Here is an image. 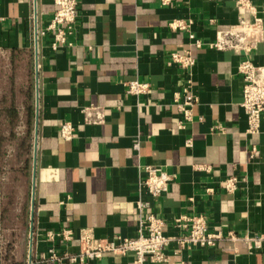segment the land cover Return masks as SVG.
<instances>
[{"label":"crops","instance_id":"crops-1","mask_svg":"<svg viewBox=\"0 0 264 264\" xmlns=\"http://www.w3.org/2000/svg\"><path fill=\"white\" fill-rule=\"evenodd\" d=\"M77 1L72 44L53 49V31L41 33L53 16V0H0V148L22 121L28 185L26 211L17 213L22 223L6 240L11 255L0 256V264H28L30 248L31 264H69L47 253V232L62 228L134 237L139 199L151 203L168 236L182 232L173 223L180 214H203L210 230L238 236L211 248L185 249L172 241L163 264H264V125L246 133L238 72L244 58L264 63V0H251L263 31L247 54L208 46L217 31L237 23L236 0ZM174 19L191 21L202 46L186 31L171 29ZM184 50L195 58L188 75L166 64L171 52ZM188 78L196 101L193 118L183 121L172 95ZM133 79L148 82L147 92L128 94ZM91 104L103 107L102 123L83 120L81 109ZM64 121L74 126L70 140L58 133ZM146 165L171 176L168 190L155 198L139 185ZM232 175L239 182L229 193L221 182ZM245 235L259 237V246L249 249ZM56 251L78 252L77 236L59 242ZM131 260L107 252L92 264Z\"/></svg>","mask_w":264,"mask_h":264},{"label":"built area","instance_id":"built-area-1","mask_svg":"<svg viewBox=\"0 0 264 264\" xmlns=\"http://www.w3.org/2000/svg\"><path fill=\"white\" fill-rule=\"evenodd\" d=\"M55 10L46 28L41 31H53L51 47L56 49L59 45H71L68 36L73 33L77 19V0H53ZM162 4H169L171 0H160ZM239 11L237 23L226 30L217 31L215 39L208 42L210 48L218 51L234 50L247 54L256 45L262 35V19L251 0H236ZM171 29L186 31L188 37L197 47L202 46V40L197 38L191 30V21L174 19L168 23ZM195 58L188 50L173 51L170 53L166 64L178 66L186 75L190 74ZM238 72L243 79V99L241 107L246 114V133L256 134L262 130L264 125V63L255 65L250 59L244 58L238 65ZM149 89V83L138 79L126 83V92L138 96ZM173 104L181 113L183 121L193 118L192 107L196 101L190 86V79H185L178 90L172 95ZM83 120L86 123H102L104 121L103 107L88 105L81 109ZM183 126V122L180 123ZM58 133L66 140H70L74 134V126L70 121H64L59 125ZM191 145V139L187 140ZM138 141L134 147L138 148ZM255 148L250 156H253ZM200 166V167H199ZM199 168L208 169V165H199ZM144 175L139 181L146 193L152 197H158L168 190L171 176L153 165L143 167ZM237 176H228L221 182L224 191L234 193L238 188ZM212 193L213 188L205 189ZM135 208L138 214L136 235L134 237L99 238L96 237L91 228L80 229L75 235L73 229L62 228L60 230L48 231L46 236L51 242L47 249L48 256L65 260L69 264H92L100 259L105 253L111 252L119 255H132L130 264H163L167 261L165 249L172 241L180 248H211L219 240L228 237L232 240L238 236L232 232L224 233L221 230H210L208 220L203 214H180L174 218V225L182 232L179 235L168 236L164 234L165 221L152 211L151 203L147 200H137ZM75 236L79 241V251L76 253L58 254L56 246L59 242L70 241ZM249 249L258 247L259 237L245 235L242 238Z\"/></svg>","mask_w":264,"mask_h":264},{"label":"rangeland","instance_id":"rangeland-1","mask_svg":"<svg viewBox=\"0 0 264 264\" xmlns=\"http://www.w3.org/2000/svg\"><path fill=\"white\" fill-rule=\"evenodd\" d=\"M23 126L24 124L20 121L15 128V137L17 140L15 137L8 136V139L3 140L0 148V212L3 211L4 213L8 209V215L0 218V256H5L6 253L11 255L9 251L12 249L8 248L9 244L6 243V240H11L12 235H16L11 230L12 226L14 227L22 223L20 217L17 219V213H20L21 210L22 213L26 211L25 199L28 185L22 168L25 153L23 155L20 146V140L24 135ZM12 259H10V262L13 261Z\"/></svg>","mask_w":264,"mask_h":264},{"label":"water","instance_id":"water-1","mask_svg":"<svg viewBox=\"0 0 264 264\" xmlns=\"http://www.w3.org/2000/svg\"><path fill=\"white\" fill-rule=\"evenodd\" d=\"M32 218V217H31ZM30 228H31V231H30V237L32 236V222L30 224ZM30 247H31V242H30ZM28 264H31V248H30V254H29V263Z\"/></svg>","mask_w":264,"mask_h":264},{"label":"bare ground","instance_id":"bare-ground-1","mask_svg":"<svg viewBox=\"0 0 264 264\" xmlns=\"http://www.w3.org/2000/svg\"><path fill=\"white\" fill-rule=\"evenodd\" d=\"M30 250V249H29Z\"/></svg>","mask_w":264,"mask_h":264}]
</instances>
